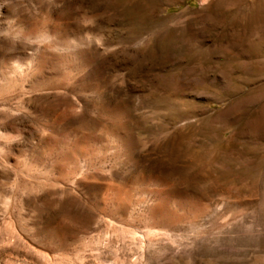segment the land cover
I'll list each match as a JSON object with an SVG mask.
<instances>
[{"label":"rangeland","instance_id":"obj_1","mask_svg":"<svg viewBox=\"0 0 264 264\" xmlns=\"http://www.w3.org/2000/svg\"><path fill=\"white\" fill-rule=\"evenodd\" d=\"M0 264H264V0H0Z\"/></svg>","mask_w":264,"mask_h":264}]
</instances>
